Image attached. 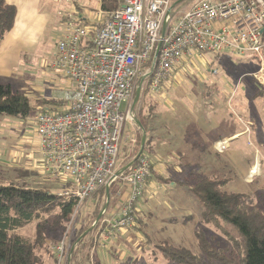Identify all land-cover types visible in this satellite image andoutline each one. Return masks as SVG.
<instances>
[{
  "label": "built area",
  "instance_id": "obj_1",
  "mask_svg": "<svg viewBox=\"0 0 264 264\" xmlns=\"http://www.w3.org/2000/svg\"><path fill=\"white\" fill-rule=\"evenodd\" d=\"M118 1L112 11L100 9L101 19L91 27L82 17L64 21L50 66L69 79L71 88L62 105L34 116L43 167L69 179L64 194L74 197L76 206L101 188L107 200L106 189L109 194L120 179L126 200L101 219L97 237L103 240L134 225V205L150 176L151 162L143 151L119 169L123 140L136 142V131L125 135V130L135 117L134 91H142L144 80L158 93L184 57L254 54L260 64L250 76L264 86V0H192L181 11L175 10L178 0ZM225 147V142L217 145L218 151ZM63 242L58 255L64 253Z\"/></svg>",
  "mask_w": 264,
  "mask_h": 264
},
{
  "label": "rangeland",
  "instance_id": "obj_2",
  "mask_svg": "<svg viewBox=\"0 0 264 264\" xmlns=\"http://www.w3.org/2000/svg\"><path fill=\"white\" fill-rule=\"evenodd\" d=\"M100 2L101 0H39V13L42 17L39 18V21L44 23L40 32V28L34 31L35 38L32 42L30 41L31 43L28 44L29 49H26L22 55L23 71L20 70L19 65H14L8 76L0 78V84H9L13 91H19L26 95L32 107L30 114L25 118L0 113V160L6 162L0 163V185L13 184L29 188L47 189L62 197L66 196L64 191L71 186L69 179L43 167L34 116L42 109L41 102L43 99H61L63 94L70 89L69 79L59 70L50 67L56 53L57 41L65 29L62 19L64 17L66 19L68 17L71 19L82 17L85 18V25L91 27L101 19L99 14ZM188 3L178 8L177 11H181ZM102 15H105V13L103 12ZM259 64V59L254 54H247L238 58L227 53L215 56L207 52L202 53V58L188 57L182 67L177 69L179 76L172 75L166 81L170 84L173 83V87L166 91L165 100L161 102L163 105L156 107L154 115L160 123L165 109L168 113L175 109V113L179 116L178 120L180 117L184 120L186 116L196 114L201 116L207 125L214 121L211 119L223 116L227 118L226 121L229 125L237 121L241 129V119L245 120V113L251 110L255 121L252 136H240L229 149L223 150L222 156H217L218 164L215 165L217 169L214 166L211 167L207 161L204 173H199V175L211 176V174H214L213 177L215 178L226 179L225 188L227 190L240 192L245 198H248V202L263 208L264 98L255 97L253 94L258 86L250 76V73L256 70ZM216 68L218 72L212 73ZM178 77L180 78L178 79ZM235 83L240 86L233 93V89L237 85ZM147 85L149 86V82L144 80L143 88H146ZM135 94L136 90L132 101ZM152 95L156 94H151V99L154 101L155 97ZM148 98H150V95ZM135 105H138V101ZM164 106L166 107L164 108ZM136 113L137 111H135V117ZM135 124V121H131L126 125L125 135H130L132 131L139 133L140 130ZM138 135L135 136L136 142L130 143L123 140L119 152V169L133 159ZM155 143L158 147L155 156L161 155L162 158H166L165 155H168V150L163 154L158 141H155ZM155 156L150 157L148 155L150 160ZM158 165L167 166L165 162L158 163ZM39 167L44 171L37 170ZM188 172L185 170L183 172L182 170L176 171L177 176L173 175L174 177L167 179L175 181L176 184H181L180 181L184 180L192 183L198 173L196 171ZM184 174L187 175L183 177ZM183 185L171 191L164 184L157 185L156 180L147 182L143 194L136 202V206L140 210L152 213L147 214V216H150V218H146V225L150 227L147 228V233L152 232V228L155 229L161 225L162 217L171 216L173 212L181 214L182 211H188L192 213V216L187 219L190 223L185 228L179 227L175 233V226L172 225V234L165 233V229L158 230L160 232L159 236L148 234V241L153 244V248L144 246V250L138 256V261L136 260L137 262L133 264H161L164 259L159 250L154 248L158 244L184 247L192 252H198L200 250L198 239L200 240V238L209 241V248L214 253L222 251L227 254L226 257L230 258L225 257V262L239 264L237 254L234 255L232 251V253L229 252L231 245L226 239L227 236L225 237L212 223L202 219L201 211L203 208L200 199L193 195L188 185ZM152 188H156L155 194L163 200H152V196H154L152 194L154 192L151 191ZM185 193H187L184 196L186 199L182 201V194ZM98 195V206H90L89 203L97 200ZM103 196H105V191L99 190V193L97 192V194L74 207L68 221L65 222L61 230H50L48 227L45 229L51 252L43 253L44 264H65V255L75 250L77 253L74 255L77 259L79 255H84L92 263V256L90 257V254L86 251L88 248L91 249L95 243L99 227L104 225L100 222L101 219L107 217V214L111 215L125 203L126 196L124 189L121 187L120 179H117L111 185L108 199L105 200ZM168 198L171 200L167 201ZM103 209L105 210L103 215L98 218L100 211ZM96 211L97 215L93 214ZM178 214H176V217H178ZM97 218L98 222L93 224ZM32 228L34 227L31 226L28 229L33 231ZM226 231L230 234L229 230ZM161 232L168 235L167 242L164 241L165 238L162 237L164 235ZM180 235L182 237L181 241L177 237ZM76 239V242L80 241L79 244H76ZM61 241H64V253L58 255L57 249ZM138 242V240L136 242L134 240L132 244L135 246ZM71 245H73V250H70ZM51 253L54 255V259ZM214 253L209 256L206 255V259L202 257L200 264H226L224 261L221 262L217 257L218 255ZM214 255L217 256L214 257ZM77 259H74L71 264L76 262ZM167 261L169 260L167 259Z\"/></svg>",
  "mask_w": 264,
  "mask_h": 264
},
{
  "label": "trees",
  "instance_id": "obj_3",
  "mask_svg": "<svg viewBox=\"0 0 264 264\" xmlns=\"http://www.w3.org/2000/svg\"><path fill=\"white\" fill-rule=\"evenodd\" d=\"M189 1L183 0L175 10ZM118 3V0H101L100 9L105 12L112 11L118 6ZM16 12V7L13 4L6 2V0H0V43L12 29ZM62 20L65 21L66 18L64 17ZM148 90L149 86L147 85L143 94L145 95ZM256 97L264 98V86H258ZM41 103L43 105L42 109L55 110L63 102L61 100L43 99ZM31 110L32 107L26 95L19 91H13L9 84H0V113L25 118ZM150 114L149 108L145 111L142 107L136 113V119L141 123L146 135ZM250 127L254 128L255 123ZM140 140L141 135L139 134L135 155L139 151ZM143 152L148 155L150 153V138L148 135L146 136ZM150 162V176L146 184L150 180L158 178L160 185L168 186L171 181L165 176L158 175L151 160ZM213 176L215 175L205 174L200 176L198 174L194 182L184 180L180 183L188 185L193 195L200 199L203 208L201 211L202 219L212 223L225 237L227 236L226 239L231 245L229 252L232 251L234 255L237 254L239 264H264V201L263 208L257 207L248 202V198H245L242 193L227 190L225 188L226 179ZM99 190L105 191L101 188L98 189V193ZM97 192L94 194H97ZM262 196L264 198V192ZM98 198L99 195L97 200L90 202V205L93 207L98 206ZM76 204L77 200L74 197H62L51 190L13 184L0 185V264H44L43 253L51 252L45 229L48 227L50 230H61ZM141 212L142 210L136 209L135 204L136 223L138 221L142 223V218L139 217ZM93 214L97 215V211ZM31 226L34 227L32 228L33 231L28 229ZM226 230H229L230 234ZM197 235L199 236L198 233ZM79 243L80 241L76 242V244ZM198 244L200 248L198 252L167 244H158L154 248L159 250L164 259H168L172 263L200 264L202 257L206 259L214 251H211L209 241L204 238L198 239ZM73 249V245H71L70 250ZM76 253V250L71 253L68 264H71L74 259L76 260L74 255ZM215 253L218 256L214 255V257L217 256L221 262H225L227 254L222 251H216ZM51 255L54 259V255L52 253ZM82 260L83 258L73 262V264H84ZM225 263L233 264L229 261Z\"/></svg>",
  "mask_w": 264,
  "mask_h": 264
},
{
  "label": "crops",
  "instance_id": "obj_4",
  "mask_svg": "<svg viewBox=\"0 0 264 264\" xmlns=\"http://www.w3.org/2000/svg\"><path fill=\"white\" fill-rule=\"evenodd\" d=\"M6 2L13 4L16 7L17 12L12 29L7 33L5 38L0 43V78L6 77V75L8 76L12 72V67L14 65H19L20 70L23 71L21 59L22 55L26 49H29L28 44L33 41V38H35L33 34L34 31L40 28V32L44 23L39 21V18L41 17V14L39 13V0H6ZM184 61H186V57L181 60V64L177 67V69L182 67ZM177 69L173 76H179ZM179 78L180 77H178V79ZM235 85L236 86L233 89V93L237 91L240 86L238 83H235ZM69 86L71 88V83H69ZM171 87H173V83L170 84L165 82L162 84L161 90L158 93H151L149 89L145 95L143 94L145 87L142 88L138 99V105H135L134 107L135 111H138L140 107H142L145 111L147 108H149L151 111L147 127V135L150 138L149 156H155V152H157L158 147H156L155 141H158L163 154L168 150V155H165L166 158H162L161 155L151 158L153 168L158 175L165 176L166 178L174 177L173 175H176L175 172L181 170L182 172L183 170L186 172L196 171L198 174H203L207 161L211 167L214 166L215 169H217L215 166L218 164L217 156H222L223 152L229 149L232 143L240 136H252V128L250 126H252L255 121L254 114L251 112V110L245 113V120L241 119V129L237 121H235L234 124L229 125L226 121L227 118L223 116L220 118L216 117L215 119H211L214 121L209 125L205 124L206 121L203 120L201 116L196 114L186 116L184 120L180 117L178 120L179 116H177L175 113V109H172L169 113L166 112L165 109V113L162 115V120L159 123V121H157L155 118L154 111L157 106L163 105L161 102L165 100L166 91H168ZM256 91L253 93L255 97ZM151 94H156L152 95L155 97L154 101L151 99ZM149 95L150 98H148ZM165 107L166 106H164V108ZM137 127L139 126L137 125ZM139 130V133L137 132L135 135L140 134L142 137L143 133L141 128H139ZM222 142H225L226 149L224 148V151H218L216 145ZM161 162H165L167 166H159L158 163ZM0 163L6 162L5 160H0ZM37 170H41V172L44 171L41 169V167H39ZM186 175L184 174L183 177ZM156 182L157 185H160L158 183V178L156 179ZM150 186L152 187V184ZM182 186L184 185L179 183L176 184L175 181L172 180L168 184V190L172 191L174 188ZM151 191L154 192L152 193L154 194V196H152V200H163L161 197H158V195L155 194L156 188H152ZM186 194L187 193L182 194V201L186 199V197H184ZM169 198H171V196H169ZM169 198L167 201L171 200ZM136 209L140 210L137 206ZM147 214L152 213L144 212L142 210V212L139 214V217L142 218L141 224L140 221L137 223L135 222L132 227L116 232L107 240H103L100 237H95V243L92 245L90 250L88 248L86 251V253L90 254V257L92 256L93 261L90 263V259L84 256V264H133L134 262L138 261V256L141 255L142 251L144 250V246L153 248V244H150L148 241V234L159 236L160 232L158 230L162 229L166 230L165 233L172 234V225L175 226V233L179 227L185 228L186 225L190 223L187 219L192 216V213L188 211H182L181 214L173 212L171 216L165 218L162 217L161 225L155 229L152 228V232L147 233V228H150L148 225H146V218H150V216H147ZM176 214H178V217H176ZM106 216L108 217L110 215L107 214ZM185 219L188 222H186ZM165 224L167 225L165 226ZM161 234H163V232H161ZM163 235L164 236L162 237L165 238H163L164 241L167 242L168 235ZM162 237L160 238L162 239ZM177 237L179 241L182 240L181 235ZM134 240L135 242L137 240L139 241L135 246L132 244ZM80 258H82L81 255H79L78 259H76L79 260ZM161 264L173 263L167 261V259H164Z\"/></svg>",
  "mask_w": 264,
  "mask_h": 264
},
{
  "label": "water",
  "instance_id": "obj_5",
  "mask_svg": "<svg viewBox=\"0 0 264 264\" xmlns=\"http://www.w3.org/2000/svg\"><path fill=\"white\" fill-rule=\"evenodd\" d=\"M183 0H178L177 2H181ZM164 31H165V24L163 25V28H162V32H161V36H163L164 34ZM159 47H160V42L158 43L157 45V48L155 50V56L157 55L158 51H159ZM139 94H140V89H137L136 90V94H135V97H134V104L138 101V98H139ZM134 121L136 122V124L139 126V128H141L142 130V137H141V140H140V147H139V151L137 153V156L140 155V153H142L143 151V148H144V143H145V139H146V134H145V131L144 129L142 128L140 122L136 119V117H134ZM107 191V197H108V188L106 189ZM101 214H99L98 218L100 217ZM97 218V219H98Z\"/></svg>",
  "mask_w": 264,
  "mask_h": 264
}]
</instances>
